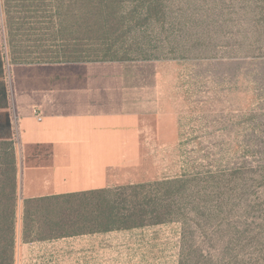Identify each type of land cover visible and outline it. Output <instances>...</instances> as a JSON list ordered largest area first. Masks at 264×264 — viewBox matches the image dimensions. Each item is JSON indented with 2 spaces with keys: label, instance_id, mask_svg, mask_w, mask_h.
<instances>
[{
  "label": "rangeland",
  "instance_id": "obj_1",
  "mask_svg": "<svg viewBox=\"0 0 264 264\" xmlns=\"http://www.w3.org/2000/svg\"><path fill=\"white\" fill-rule=\"evenodd\" d=\"M0 47L137 77L153 116L130 184L180 180L148 189L181 199L149 225L155 264H264V0H0Z\"/></svg>",
  "mask_w": 264,
  "mask_h": 264
},
{
  "label": "crops",
  "instance_id": "obj_2",
  "mask_svg": "<svg viewBox=\"0 0 264 264\" xmlns=\"http://www.w3.org/2000/svg\"><path fill=\"white\" fill-rule=\"evenodd\" d=\"M124 70L100 61L7 67L0 47V141H12L16 162L14 264H155L149 225L23 237L24 200L138 179L139 118L145 125L153 114ZM158 120L164 134L165 115Z\"/></svg>",
  "mask_w": 264,
  "mask_h": 264
},
{
  "label": "trees",
  "instance_id": "obj_3",
  "mask_svg": "<svg viewBox=\"0 0 264 264\" xmlns=\"http://www.w3.org/2000/svg\"><path fill=\"white\" fill-rule=\"evenodd\" d=\"M179 181L158 180L26 199L24 230L34 237H52L174 220L172 202L160 192L153 194L148 189L154 185L162 188L177 185ZM179 201L175 198L173 203ZM16 205L15 151L12 141L3 140L0 141V264H14ZM35 214L38 216L32 218ZM137 220L141 222L136 223ZM70 228L82 229L57 232Z\"/></svg>",
  "mask_w": 264,
  "mask_h": 264
},
{
  "label": "built area",
  "instance_id": "obj_4",
  "mask_svg": "<svg viewBox=\"0 0 264 264\" xmlns=\"http://www.w3.org/2000/svg\"><path fill=\"white\" fill-rule=\"evenodd\" d=\"M6 66L9 67V64L6 63ZM10 76H11V72L8 71L7 74H6V77H7L8 79H10ZM34 113H35V115H36V117H37L38 119L41 118V116H40L39 111H38L37 108H34Z\"/></svg>",
  "mask_w": 264,
  "mask_h": 264
}]
</instances>
